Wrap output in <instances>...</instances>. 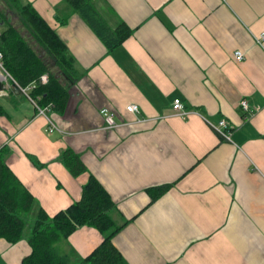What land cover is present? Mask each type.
<instances>
[{"label": "crops", "instance_id": "0c3cea01", "mask_svg": "<svg viewBox=\"0 0 264 264\" xmlns=\"http://www.w3.org/2000/svg\"><path fill=\"white\" fill-rule=\"evenodd\" d=\"M27 1L77 71L65 111L47 112L60 130L18 88L0 95V148L43 209L80 200L93 174L115 201L113 241L128 264H264V0H90L110 26L132 29L113 49L63 0ZM176 97L188 117L173 114ZM103 107L118 126L106 127ZM222 118L231 138L209 123ZM67 148L85 172L60 160ZM27 228L17 243L0 239V264L30 253ZM103 238L84 225L60 245L78 260Z\"/></svg>", "mask_w": 264, "mask_h": 264}, {"label": "trees", "instance_id": "16d2710c", "mask_svg": "<svg viewBox=\"0 0 264 264\" xmlns=\"http://www.w3.org/2000/svg\"><path fill=\"white\" fill-rule=\"evenodd\" d=\"M1 1L10 9L7 12V8L0 7L4 20L0 25L4 64L23 86L48 74V82H37L32 95L41 105H52L58 112H64L70 84L77 79L74 57L31 2ZM63 6L78 12L109 49L120 45L132 33L123 21L115 28L110 26L90 0H63ZM9 13H13L12 18ZM8 152L7 147L0 148V239L17 243L30 225L31 251L20 264H128L113 241L123 226L112 216L115 201L96 176L90 175L80 200L50 215L9 167ZM59 157L75 176L87 170L81 155L70 148L63 150ZM167 189L168 186L152 187L149 191L157 198ZM84 225L96 227L104 238L88 256L77 260L72 250L63 249L60 244Z\"/></svg>", "mask_w": 264, "mask_h": 264}, {"label": "built area", "instance_id": "2783aa9c", "mask_svg": "<svg viewBox=\"0 0 264 264\" xmlns=\"http://www.w3.org/2000/svg\"><path fill=\"white\" fill-rule=\"evenodd\" d=\"M262 38H264V33L262 34ZM235 55L238 59H244V53L241 50H236ZM49 80L48 74H42L37 82L45 84ZM36 81L29 83L28 85H21L15 77L8 70L6 65L4 64V55L2 50L0 49V85L7 84V87H0V95H7L8 88L12 86H16L36 107L37 111L41 115H45L49 122V132H53L55 130H60L57 124L47 115V112L52 108V105L43 106L39 103V99L32 95V91L36 87ZM241 106L246 110H250L249 102L246 99L241 100ZM126 110L133 113H139L140 108L136 103H131L126 106ZM193 112L191 109H188L184 103V101L180 97H176L173 100V114L186 118ZM101 114L104 117L105 125L107 128H113L119 125V122L116 119V114L113 110L108 107H103L101 109ZM209 123L215 128L217 132H219L222 136L226 138H231L232 132L229 128L228 122L225 118L220 119L217 123L209 121Z\"/></svg>", "mask_w": 264, "mask_h": 264}, {"label": "rangeland", "instance_id": "374dc122", "mask_svg": "<svg viewBox=\"0 0 264 264\" xmlns=\"http://www.w3.org/2000/svg\"><path fill=\"white\" fill-rule=\"evenodd\" d=\"M3 3H4V2L0 0V7L4 8V9L7 8L6 11H7V12H10V9L8 8V6L5 5V3H4V4H3ZM12 15H13V13H9L8 16L12 18V17H13ZM14 19H15V18H14ZM13 21H14V20H13ZM28 230H29V228H27V231H28Z\"/></svg>", "mask_w": 264, "mask_h": 264}, {"label": "water", "instance_id": "95a60500", "mask_svg": "<svg viewBox=\"0 0 264 264\" xmlns=\"http://www.w3.org/2000/svg\"><path fill=\"white\" fill-rule=\"evenodd\" d=\"M4 23V20H2L1 19V16H0V25H2ZM14 87H16L15 85H14ZM17 88V87H16Z\"/></svg>", "mask_w": 264, "mask_h": 264}]
</instances>
